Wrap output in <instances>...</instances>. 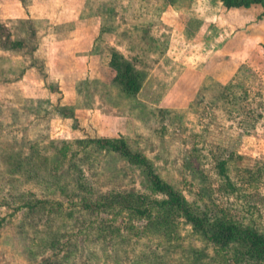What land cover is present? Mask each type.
Here are the masks:
<instances>
[{
    "label": "rangeland",
    "instance_id": "374dc122",
    "mask_svg": "<svg viewBox=\"0 0 264 264\" xmlns=\"http://www.w3.org/2000/svg\"><path fill=\"white\" fill-rule=\"evenodd\" d=\"M168 3L209 21L218 14L220 23H200L201 33L177 17V31L188 29L196 44L180 36L171 46V26L160 18ZM220 4L0 0V264H243L183 217L166 228L118 207L87 206L113 189L164 193L117 153L95 150L90 163L66 168L58 152L61 140L123 137L208 219L227 214L264 234V0L243 14ZM7 38L23 46L8 48ZM113 53L141 72L136 93L114 79ZM214 69L222 84L209 75ZM227 82L243 99L222 98ZM18 149L54 177L21 181L6 166ZM225 158L234 191L217 173ZM23 191L46 201L14 212ZM51 236L54 247L44 245Z\"/></svg>",
    "mask_w": 264,
    "mask_h": 264
},
{
    "label": "trees",
    "instance_id": "16d2710c",
    "mask_svg": "<svg viewBox=\"0 0 264 264\" xmlns=\"http://www.w3.org/2000/svg\"><path fill=\"white\" fill-rule=\"evenodd\" d=\"M220 1L228 8H247L253 4L262 3V0ZM2 30L3 26L0 23V34ZM5 44L8 48L23 46L21 40H10L9 38L5 40ZM110 65L114 73V79L118 81L125 93L134 94L140 89L141 72L134 68L132 63L122 56L113 53L110 58ZM222 90V98L226 101H234L238 96L239 99H243V95H241L242 92L240 95L237 94L240 90L238 86L231 82L223 84ZM61 142L64 145L58 152L59 154L62 153L61 156L67 161L66 168L90 163L93 159L95 150L102 149L111 151L125 158L130 164L139 166L143 169L149 184H151L155 190L164 193L161 198H158L141 192L113 189L110 192L101 193L94 200L91 199L92 202L87 206H93L95 208L102 207L103 209L118 207L121 210H127L129 214L137 218L150 217V223L156 222L166 228H169L173 217L180 216L190 222L195 229L202 232L204 236L213 242L215 247L222 251L223 255H227L228 258L230 257L234 261H240L243 264H264V234L259 231L255 225L248 221L245 222L242 219L238 220L227 214L220 216L216 215L213 219H208L204 211L185 200L180 193L174 191L169 184L163 182L155 172L149 159L141 152L133 150L123 137L92 136L77 138L75 140H61ZM35 160V155H33V153L22 156V151L18 149L13 154L7 156L6 161L8 164H6V166H9L12 172H20L22 177L21 181L32 178H41L45 180V178L47 179L46 175L54 177V175L49 172L43 175L42 163H38ZM226 164V158L220 159L217 162V173L222 179L221 183L224 184L223 186H225V189L234 191L237 187L230 180ZM55 166L57 167V165H54V167ZM59 189L61 192H64V194H70V190L65 183L61 184ZM20 195L21 198L19 199L22 202L12 206L14 212L22 208L30 212L39 204L46 201L44 199H35L31 201L30 195H33V193L29 191H23ZM81 200L85 203L87 197L81 196ZM46 209L49 210L47 207ZM2 221H4V217L0 219V225ZM56 244H58V239L51 236L50 241L44 245L54 247ZM38 264L48 263L43 260Z\"/></svg>",
    "mask_w": 264,
    "mask_h": 264
},
{
    "label": "crops",
    "instance_id": "0c3cea01",
    "mask_svg": "<svg viewBox=\"0 0 264 264\" xmlns=\"http://www.w3.org/2000/svg\"><path fill=\"white\" fill-rule=\"evenodd\" d=\"M171 3H168L166 6H164L163 10L161 11V15H160L161 20L162 21H164V20L168 21L169 25L171 26L170 44L172 46L175 42H177V40L179 39L180 36H181L182 41L186 40L187 44H190L191 42H193V39H191V35L189 33V30L187 29L186 36L184 34L180 35V32L177 31V29L179 28V26H178L179 25V21H177V19H178L177 17H181V16L184 17L183 20H184V23L187 24V26L190 25V24H193L195 28H198L199 31H201V33H202V29H200V27L202 25H200V23L205 22V21L208 22L209 20L204 19L202 17L194 16V15L189 14V13L188 14L187 13L183 14V13L179 12L178 9H175L174 5L171 4ZM253 5H256V4H253ZM222 6L224 8H226V9H237V10H239L240 14H243V13H246V10H250L252 5L250 7H247V8H245V7H240V8L231 7V8H228V7H225L222 4V2H221L220 7H222ZM219 19H220V16L217 14V15L213 16V18H211V20L209 21V24H210V22H212V25H214V26L217 25V24L219 25V23H220V22H218ZM175 34H176V36H175ZM214 39H218V40L222 39L220 37V32L219 31L214 33ZM193 43H195V42H193ZM198 43L200 45L201 44L204 45L205 44V40L204 39H200L198 41ZM217 69L213 70L215 73H213V74L209 73V75L210 76L212 75V77L217 82L222 84L223 82H221V80L217 77L220 74L219 73L220 70H217Z\"/></svg>",
    "mask_w": 264,
    "mask_h": 264
}]
</instances>
